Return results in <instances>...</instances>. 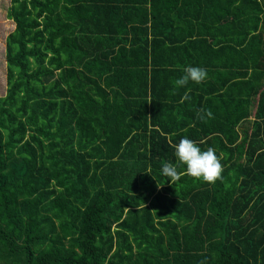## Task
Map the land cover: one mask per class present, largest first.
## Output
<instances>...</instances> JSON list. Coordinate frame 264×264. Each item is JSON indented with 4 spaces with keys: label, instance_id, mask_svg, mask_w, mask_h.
Segmentation results:
<instances>
[{
    "label": "trees",
    "instance_id": "16d2710c",
    "mask_svg": "<svg viewBox=\"0 0 264 264\" xmlns=\"http://www.w3.org/2000/svg\"><path fill=\"white\" fill-rule=\"evenodd\" d=\"M6 18L0 264H264V0H10ZM188 67L207 79L176 87ZM183 138L220 179L162 174Z\"/></svg>",
    "mask_w": 264,
    "mask_h": 264
},
{
    "label": "clouds",
    "instance_id": "9594fccd",
    "mask_svg": "<svg viewBox=\"0 0 264 264\" xmlns=\"http://www.w3.org/2000/svg\"><path fill=\"white\" fill-rule=\"evenodd\" d=\"M207 79V71L201 67H188L184 70V75L175 80L176 87H184L190 81L196 84ZM211 118L212 113H206ZM174 156L176 164L165 163L161 172L170 178L178 177L177 166L183 165L187 175L201 180L205 183H215L221 178L223 167L214 149L209 147L202 151L197 144L188 138H183L175 145Z\"/></svg>",
    "mask_w": 264,
    "mask_h": 264
},
{
    "label": "rangeland",
    "instance_id": "374dc122",
    "mask_svg": "<svg viewBox=\"0 0 264 264\" xmlns=\"http://www.w3.org/2000/svg\"><path fill=\"white\" fill-rule=\"evenodd\" d=\"M10 0H0V97L5 94L4 78L6 75L4 52L5 40L7 36L14 30L12 21L6 18V12L9 8Z\"/></svg>",
    "mask_w": 264,
    "mask_h": 264
}]
</instances>
